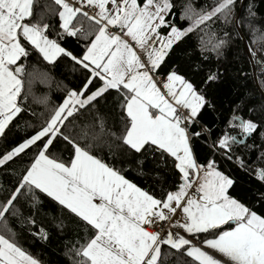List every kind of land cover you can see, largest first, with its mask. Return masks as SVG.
Here are the masks:
<instances>
[{"label":"snow or ice","instance_id":"snow-or-ice-1","mask_svg":"<svg viewBox=\"0 0 264 264\" xmlns=\"http://www.w3.org/2000/svg\"><path fill=\"white\" fill-rule=\"evenodd\" d=\"M245 2L0 0V264H44L17 236L52 231L59 264H264V13ZM49 66L79 73L56 104L33 92Z\"/></svg>","mask_w":264,"mask_h":264},{"label":"trees","instance_id":"trees-1","mask_svg":"<svg viewBox=\"0 0 264 264\" xmlns=\"http://www.w3.org/2000/svg\"><path fill=\"white\" fill-rule=\"evenodd\" d=\"M255 2L257 9L260 10L261 13H264V3H261L260 0H246V3L241 11V16L247 15V3H253ZM240 3L237 5L238 13L240 12ZM243 36L246 38V42L248 45H251L253 50L258 49V45L253 44L252 40L253 37L251 33L249 32L247 26L245 25L242 30ZM239 38V37H236ZM72 41V46L76 48H82L83 44H76V38H70ZM243 41L239 49V56L235 57L237 60V64L239 67L243 68L245 71H247L250 74V80L251 76L253 74V66L252 63L249 62V57L245 55L244 47H243ZM242 57V59L240 58ZM257 60L264 59V56L261 55L259 51H257ZM256 66L257 75H259V71L261 70V67L259 65ZM49 74L52 77V80L48 84H41V83H35L33 85V92L36 95H42L47 94L50 96L51 101L53 104L59 103L62 96L64 95V92L61 90L63 85H67L68 87H72L77 82V77L79 76V73H73L69 67H57V66H49L48 68ZM59 85V86H58ZM238 89L241 93L245 91V82L243 80L236 81L235 84L228 85V89ZM248 89H254L255 85L251 82L247 85ZM258 95V93H255ZM229 96V91L226 89L225 85H215L210 88L209 91V98L213 99L215 98L217 102H223L226 104L227 99ZM37 111H43L42 106L36 107ZM222 167H228L231 168V165H223ZM236 175L238 183L241 185V187H248L250 184L249 178L246 175H242L240 173H234ZM127 178L133 181L134 183L138 184V186L147 188L149 184H151V180H145L143 177L139 176L135 172H128ZM45 227H48L47 224L44 225ZM18 230V229H17ZM52 239L51 242L48 244H44L40 242L39 240L33 239L30 235L27 233H23L17 236V242L21 244L22 247H24L27 251H29L31 254L36 256L38 259H41L44 264H59L60 259L62 258V253L60 249L62 248V244L60 240L57 238V235L54 231L51 233Z\"/></svg>","mask_w":264,"mask_h":264},{"label":"water","instance_id":"water-1","mask_svg":"<svg viewBox=\"0 0 264 264\" xmlns=\"http://www.w3.org/2000/svg\"><path fill=\"white\" fill-rule=\"evenodd\" d=\"M246 3V2H245ZM245 3H244V5H245ZM241 11H242V9L240 8V12H239V14H241ZM243 35V34H242ZM244 37V36H243ZM243 43L244 44H247V42H246V39H244L243 40ZM252 66H253V74L254 75H257V71H256V66L252 63Z\"/></svg>","mask_w":264,"mask_h":264},{"label":"built area","instance_id":"built-area-1","mask_svg":"<svg viewBox=\"0 0 264 264\" xmlns=\"http://www.w3.org/2000/svg\"><path fill=\"white\" fill-rule=\"evenodd\" d=\"M261 70L259 71V74H260Z\"/></svg>","mask_w":264,"mask_h":264}]
</instances>
